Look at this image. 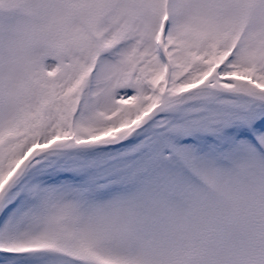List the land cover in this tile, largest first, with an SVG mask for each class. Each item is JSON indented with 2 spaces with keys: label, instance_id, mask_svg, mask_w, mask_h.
I'll return each instance as SVG.
<instances>
[{
  "label": "snow or ice",
  "instance_id": "6c2138e0",
  "mask_svg": "<svg viewBox=\"0 0 264 264\" xmlns=\"http://www.w3.org/2000/svg\"><path fill=\"white\" fill-rule=\"evenodd\" d=\"M0 264H264V0H0Z\"/></svg>",
  "mask_w": 264,
  "mask_h": 264
}]
</instances>
